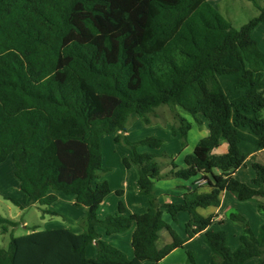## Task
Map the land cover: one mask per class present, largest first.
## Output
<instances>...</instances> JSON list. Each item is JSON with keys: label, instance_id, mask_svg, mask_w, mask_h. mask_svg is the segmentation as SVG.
<instances>
[{"label": "trees", "instance_id": "trees-1", "mask_svg": "<svg viewBox=\"0 0 264 264\" xmlns=\"http://www.w3.org/2000/svg\"><path fill=\"white\" fill-rule=\"evenodd\" d=\"M256 6L258 17L236 29L208 0H0V164L12 157L27 207L51 206L63 193L87 208L82 234L33 227L0 246V264L159 263L202 232L211 264L253 258L264 264V225L256 236L246 218L232 214L244 226L233 251L225 232L210 229L215 216L198 213L219 207L226 191L240 201L264 199V165L253 164L251 184L234 177L264 152V52L252 38L264 24V5ZM162 106L179 107L198 123L200 115L208 119L209 135L184 167L170 163V175L184 181L203 175L210 192L188 190L181 203L160 206L155 185L162 166L138 145L159 149L163 140L147 138L131 145L124 163L138 167L148 211L126 215L120 204L118 215L100 220L98 210L112 192L108 182L96 181L102 137L126 133L132 115L150 124ZM180 120L186 145L192 125ZM222 142L228 152L214 155ZM259 207L264 212V202ZM163 209L174 221L180 212L190 215L186 238L165 222ZM20 225L0 216L2 234ZM99 226L107 236L135 226L134 259L102 240ZM164 229L172 241L160 249ZM94 242L98 254L89 259ZM188 260L197 264L192 253Z\"/></svg>", "mask_w": 264, "mask_h": 264}, {"label": "rangeland", "instance_id": "rangeland-1", "mask_svg": "<svg viewBox=\"0 0 264 264\" xmlns=\"http://www.w3.org/2000/svg\"><path fill=\"white\" fill-rule=\"evenodd\" d=\"M215 1L217 0L213 1L214 4H216ZM256 5H264V0H220L216 9H218V11L224 17L229 19L236 29H240L250 20L258 17L259 11ZM252 38L257 43L259 49L264 52V24H259L254 29L252 32ZM175 114H179L181 119L184 118L190 125H192L191 129L188 130V140L186 145L181 135V127L182 125L185 126V124L181 122L180 118L175 117ZM199 118L201 123L196 122L188 112L179 107L172 110L168 106H162L157 109L156 115L152 116L150 124L144 123L139 116L132 115L128 123L127 133L106 134L102 137L101 147L103 153V170L98 174L96 181L108 182L112 192L104 200L105 202L103 207L98 210V218L100 220H104L109 216L118 215L120 213V204H123L126 208V215L133 213V210L136 208L140 198H145L150 204V199L147 195L141 193L140 191L139 194L141 195H138L137 193V179L139 177L138 167L132 164L131 167L128 168L124 163L125 159L131 158V145L142 142L147 138L161 139L163 140V145L161 148L153 149L146 145H138V151L140 153L155 154L157 156L156 160L162 166V171L164 172L171 170L170 163L172 161H174L179 167H184L185 157L187 155L193 154L197 144L203 138L207 137L210 132L208 129V119L202 115H200ZM14 168L15 166L12 157H10L5 163L0 164V216L15 222H21V225L7 234H2L0 230L1 247L7 248L9 246L11 237H20L22 235H26L31 232L29 229L33 227H38L39 230H44L46 228L52 229L54 227V223L52 222L64 223V225H66L64 227H68L71 222H74V225H77L79 229H83L87 215V208L75 206V202H73V196L63 195L64 197L57 205V207L61 210L60 213L63 214L53 215L52 218H50V215L48 218L46 217L48 215L47 207L51 208L52 212L56 207L41 206L38 204L37 206H30L29 208L22 210L12 200L7 198V196H9L13 200L18 201V193L21 192L18 185V179L14 175ZM247 168L248 169L242 170V174H244L246 170L255 172L251 163ZM193 185L194 184L191 182H188V187ZM166 187L169 192H166L167 194H162L161 191H157L156 184L155 194L158 203L160 198L165 201V199L168 198L167 195L174 199L176 195H181L182 192L185 194L189 190L188 188H179L172 182L167 184ZM163 211L167 210L163 209ZM259 211L264 214L260 207ZM232 214L240 213L236 209L231 210L227 215L228 220L223 224L221 223L220 225H216L217 230L214 228L213 230L221 231L220 227L228 224V227L225 228V231L221 232L226 233V231L229 230L230 237L234 238L236 235V228H239L240 235H242L244 227L243 223L233 220L231 218ZM169 218L170 216L166 215V221H168ZM24 221L26 224H24ZM247 221L250 225V221L248 219ZM75 222H77V224H75ZM188 222L189 220L180 222L179 224L177 221L174 223V225L180 227L184 238L187 237ZM46 223H49L48 226H46ZM129 230L130 229L126 231L128 232ZM97 231L101 233V231H104V229L99 226ZM102 237L106 242L109 240L105 235V232L104 236L102 235ZM189 253L194 255L195 260L197 259L195 252L193 250H188L184 253L186 256L185 264H190L188 260ZM255 260L258 263V259L255 258Z\"/></svg>", "mask_w": 264, "mask_h": 264}, {"label": "crops", "instance_id": "crops-1", "mask_svg": "<svg viewBox=\"0 0 264 264\" xmlns=\"http://www.w3.org/2000/svg\"><path fill=\"white\" fill-rule=\"evenodd\" d=\"M208 1L210 3H212L215 7H217L218 2L220 0L215 1L216 4L213 3L214 0L213 1L208 0ZM208 129H209V123H208ZM228 149H229L228 144L226 142H222L220 147H218L217 149L214 150L213 154L214 155H224L228 152ZM250 163L252 166L254 163H260V164L264 165V152L262 151V152H259L255 155L251 156L247 160L246 164L234 173V177L237 180L244 182V183H247V184H251L252 180L255 179L256 172H253L251 170H246V172L244 174H242V170L248 169L247 167ZM184 166H185V163H184ZM15 170H14V172H15ZM170 173H171V170H167L165 172L162 171L161 178L158 181H156L158 192L161 191L162 194H167L166 192H169V191H168L166 185L169 184L170 182L174 183L179 188H185V189L188 188L191 191L197 190L199 193H208L211 190L209 183L207 182V179H205V176H203V175L198 176L196 178H193L190 181H184L181 179L174 178L173 176L170 175ZM215 174H219V172H215ZM171 178H174V179H171ZM208 178H209V180L212 181V177L210 175H208ZM138 179H139V177H138ZM188 182H191L194 185L191 187H188ZM18 185H19V183H18ZM127 187H128V185H127ZM137 187H138L137 193H138V195H141V194H139V191H140L139 185ZM19 189H20V186H19ZM56 194L58 196V200L50 206V207H56L53 211L54 214L48 213V215L46 216L47 218L49 217V215H50V218H52L53 215L63 214V213H60L61 210L57 207V205L60 203L61 199L64 197L63 195H65V194H63V193H56ZM183 194L184 193L182 192L181 195H176V197H175L176 199L175 198L173 199L169 195H167L168 198H166L165 201H163L162 198H160L159 199V205L163 206L164 204L181 203L182 202L181 196ZM18 195H19L18 197H19L20 201L19 200L18 201L16 200V201L19 202L21 205H23L25 208H29L26 205L24 193L21 191L18 193ZM7 198H11V197L7 196ZM73 202H75V198H74ZM104 202L102 203V205L100 206L99 209H101L103 207ZM261 202H264V199L258 198V199L250 200V201H240L231 192L226 191L221 196V205L219 207L199 208L198 213L200 215H202L203 217L215 216V219H214L210 229L213 230V228H214L215 230H217L216 225H220L221 223L222 224L225 223L228 220L227 219L228 213L231 210L236 209V210H238L240 215H242L244 218H246L250 221V225H251L253 233L256 236H258L260 233L261 227L264 225V214H262L259 211V203H261ZM33 206H37V204L33 205ZM149 207H150L149 202L145 198H140L138 203H137L136 208L133 210V213H131L130 215L143 214V213L148 211ZM25 208L22 210H25ZM47 212H52V209L47 207ZM166 215L170 216V214L167 211H164L163 217H164L165 222L168 223L169 225H171L173 230H175V232L180 237L184 238L182 230L177 225H174V223L177 221L179 224L180 222L190 220V215L187 212H180L177 215L176 221H174L171 216L168 219V221H166ZM43 218H45V217H43ZM52 223H54V227L52 229L65 228V229L72 231L75 234H82L84 232V229H79V227H77V225H74V222H71V224L68 225V227H64V226H66V225H64V223H60V222H52ZM24 224H26L25 221H24ZM48 224L49 223H46V226H48ZM75 224H77V222H75ZM227 225L228 224H225L224 226L220 227L221 231H225V228L228 227ZM46 229L52 230L51 228H46ZM134 231H135V226H132L128 232L125 231V232L114 234L111 236H107L105 233V235L109 239L107 241L109 244H111L112 246H114V247L118 248L119 250H121L122 252H124L126 254V256L128 257V259L132 260V259H134V250L132 247V236H133ZM104 232H105V230L101 231V233L98 232L101 235L102 240H104L102 237V235L104 236ZM226 233L228 236V245L230 246V248H232L233 251L237 250L241 245V235H240L239 228H236V231H235L236 235L234 236V238L230 237V231L229 230H227ZM204 239H205V233L204 232L199 233L194 238L187 241L182 248L176 249L175 251L170 253V255H168L164 260L160 261L159 263L146 261V262H143L142 264H185L186 263V256L184 253L188 250L189 251L193 250L195 252V256L197 255V259H196L197 264H211L212 263V250L208 246V244H206ZM171 241H172V239L170 237L169 232L166 229H164L160 232V239L158 240V247L161 249V248L165 247L166 245H168L169 243H171ZM97 254H98L97 245L94 242L87 247L86 256L89 259H95L97 257ZM245 264H258V263L255 260V258H253V259H250L249 261H247Z\"/></svg>", "mask_w": 264, "mask_h": 264}]
</instances>
